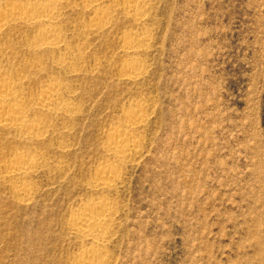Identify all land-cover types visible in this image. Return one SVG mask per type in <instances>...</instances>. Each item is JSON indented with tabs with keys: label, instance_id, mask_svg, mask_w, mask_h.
<instances>
[{
	"label": "rangeland",
	"instance_id": "374dc122",
	"mask_svg": "<svg viewBox=\"0 0 264 264\" xmlns=\"http://www.w3.org/2000/svg\"><path fill=\"white\" fill-rule=\"evenodd\" d=\"M91 1L62 0L57 46L15 20L0 34V83L42 135L0 127V264L89 262L95 245L69 222L103 202L93 264H264V0H114L99 20ZM129 34L135 80L122 75ZM52 84L69 111L35 103ZM130 111L139 145L120 163L107 146ZM20 153L34 171L5 179ZM100 170L120 178L95 187Z\"/></svg>",
	"mask_w": 264,
	"mask_h": 264
},
{
	"label": "bare ground",
	"instance_id": "6f19581e",
	"mask_svg": "<svg viewBox=\"0 0 264 264\" xmlns=\"http://www.w3.org/2000/svg\"><path fill=\"white\" fill-rule=\"evenodd\" d=\"M2 1L3 0H0V4H2ZM36 1L37 2L34 1L33 4H26L23 1L4 2L3 6L1 5L0 9V34L11 21L15 20L25 24H33L39 27V31L35 36L34 40L35 46L39 48L57 46L59 45V43L62 42L63 39L61 30L59 29V26L57 24V18L60 13V8L62 7V0ZM106 1L108 2L114 0H92L88 4L91 12L94 15V18L98 20L101 18H107L108 12L104 8ZM128 8L129 11L132 10L131 7ZM134 8L138 10L137 6ZM141 17L142 16L137 14L135 21L139 20ZM132 35L129 34L127 38H125L128 45L123 46V53H125L129 57L140 51L141 46L138 44L142 41L140 39L141 41L136 42L134 39H132ZM58 62L60 64H63L64 60L61 59ZM125 66L126 67L122 75L129 80H135L142 74V69L140 65H138L136 61H133V58L132 61H129ZM67 101L63 100V97L59 92L57 86L55 84H52L43 89L42 93L36 99L35 103L41 109L52 113L57 110L69 111L71 108V103ZM134 113L131 112V114H129V122L128 124L126 123V126L127 128H129V131H127L128 129H125V125L123 128L124 131L119 128L114 129L110 142L107 146L108 151L110 152V156H108L109 159L117 160V162H120L118 160L122 161L126 156H130L127 155V151L133 145H136L135 142L137 139L134 142V139H132V136L129 133L130 131H132V129L138 128L140 123L143 121V117L136 116V114L132 115ZM139 114L137 113V115ZM27 117L29 116L27 115L26 110L23 106L22 95L19 94L15 87L12 86L8 81L3 84L0 83V127H13L16 130L18 129L23 133L26 139H37L42 136L41 134H39L40 131H37L36 126L27 122ZM137 143L139 145V141ZM24 155L25 154L22 153L18 154L17 159L10 165L7 173L5 174V179L12 181L14 179L25 177L29 173L34 171L36 166V163L34 161L35 159L33 160L32 157L29 155ZM117 173L118 172L116 170H105L101 171L100 173L98 172V175L95 179L96 186H94L101 188H109L110 186H112L113 183L116 184V182L119 180H116L118 177ZM115 180L116 182H114ZM17 191L19 195L23 196V200L30 199L31 194L27 188H22ZM104 208L108 207L103 202L101 205H99V207H97L96 205V208L93 207L88 208V210H83L80 212L78 211V213H75L74 216L71 217V222H69L71 224V229L75 232L76 235H80L83 238H87L91 241L92 245H95V248H93V250H88L89 253L87 257L90 259L88 260L89 262H84V264H93V261H95L94 259L99 260L103 257V252L101 251V249L105 239L103 238L101 233L104 227L107 225V216L103 211L105 210ZM104 230H106V228Z\"/></svg>",
	"mask_w": 264,
	"mask_h": 264
}]
</instances>
